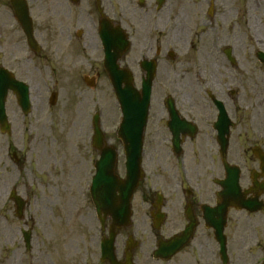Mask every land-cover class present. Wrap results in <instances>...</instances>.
I'll return each instance as SVG.
<instances>
[{"label": "flooded vegetation", "instance_id": "flooded-vegetation-1", "mask_svg": "<svg viewBox=\"0 0 264 264\" xmlns=\"http://www.w3.org/2000/svg\"><path fill=\"white\" fill-rule=\"evenodd\" d=\"M14 1L0 0V64L29 84L34 78L42 81L53 63L86 76L105 73L100 23H106L108 34L116 28L127 34L131 45L124 66L162 50L167 62L168 52H179L185 29L179 52L183 71L172 69L155 85L143 164L150 179L141 190L133 263L238 264L239 251L260 247L257 252L264 259V63L258 59L264 53V37L258 36L264 29V0H27L33 23H45L36 32L40 50L27 55ZM223 69L232 72L228 90L215 77ZM181 73L193 78L183 81ZM200 74L212 80L202 84ZM212 96L223 104L228 123L218 121L220 111ZM11 112L21 114L17 107ZM184 122L185 127L179 126ZM33 140L24 155H13L17 162L40 160ZM226 166L237 171L238 195L225 193L223 183L233 180ZM148 189L155 194H147ZM192 223L185 246L172 257L158 258L160 242L182 238ZM20 241L24 243L23 235ZM116 254L118 264H127L125 244Z\"/></svg>", "mask_w": 264, "mask_h": 264}, {"label": "rangeland", "instance_id": "rangeland-1", "mask_svg": "<svg viewBox=\"0 0 264 264\" xmlns=\"http://www.w3.org/2000/svg\"><path fill=\"white\" fill-rule=\"evenodd\" d=\"M44 24L41 23V26ZM255 25L261 27L262 23ZM259 31L262 34L258 36L264 37V29L261 27ZM185 32L184 29L181 34L183 43L179 52H183ZM181 59L179 53L178 62L176 59L174 64L163 60L157 81L165 78L172 69L183 71L181 67L184 63H179ZM223 63L226 64L225 60ZM198 68H191V72ZM206 68L209 71L213 67L207 65ZM59 70L56 77L46 69L42 81L36 82L34 78V82L30 83L33 112L25 120L19 117L18 112H11L12 137L8 139L0 134V264H101L99 246L102 234L87 188L93 170L85 164L89 157L87 142L92 134L87 130L89 117L88 124L85 121L87 111L88 114L101 112L107 139L121 152L122 145L117 138L120 112L109 85L102 82L91 90L81 83L80 75L64 73L61 67ZM181 74L183 81H187L188 76L193 78L192 74ZM231 75V71L223 69L222 75L215 76L222 89L231 88ZM205 76L198 78L202 84L212 80L210 75ZM197 77L196 74L194 79ZM54 78L58 79L56 89L59 97L56 106L51 109L48 99L49 90L56 83ZM47 85L50 89H46ZM14 106V100L9 101L10 111ZM27 130L34 136L33 142H37L36 154H40V160L36 164L25 160L17 163L12 157L13 151L24 155L30 148L32 137H23ZM9 146L12 147L11 152ZM117 171L123 174L121 165ZM11 189H17L28 200L22 220L15 217L14 205L8 199ZM140 202L139 198H135L133 203V228L142 216L139 213ZM21 228L33 230V246L29 252L20 242ZM123 234L125 232L117 239L118 246L124 241ZM252 254H255L253 259ZM261 257L262 253L256 250L251 253L239 251L238 264H252Z\"/></svg>", "mask_w": 264, "mask_h": 264}, {"label": "water", "instance_id": "water-1", "mask_svg": "<svg viewBox=\"0 0 264 264\" xmlns=\"http://www.w3.org/2000/svg\"><path fill=\"white\" fill-rule=\"evenodd\" d=\"M111 73V79L114 83L116 94L121 107L124 112V120L121 129L118 133L120 139L125 144V150L128 156V178L126 181L119 180L114 173V166L116 163V154L108 149L102 155L101 161L97 165V175L95 177L93 187V200L97 210L105 215H110L114 221V228L120 227L129 222L130 217V201L135 188L142 176L140 169V154L143 133L147 122L150 86L152 84L154 75V65L146 64L148 69V80L144 83L143 92L139 93L133 90L129 85L131 80L128 73L117 69L114 65L108 67ZM0 77L4 80L5 75L0 72ZM128 84L126 89L121 88L122 82ZM3 86L0 80V124L4 129H7V119L4 111V101L6 98L7 88L15 89L22 87L19 92L20 99L24 109L29 108V94L23 88L22 84L8 80ZM223 119L225 120L226 114L223 111ZM95 146L98 148L103 147L104 136L100 130L98 122L95 125ZM18 203L19 213L22 212L24 203L20 198H16ZM115 234L111 233V238L108 240V252L113 256L112 244L114 243Z\"/></svg>", "mask_w": 264, "mask_h": 264}]
</instances>
